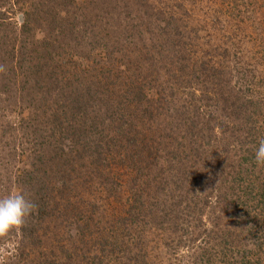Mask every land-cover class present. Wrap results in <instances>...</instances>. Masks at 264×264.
<instances>
[{
    "label": "trees",
    "instance_id": "trees-1",
    "mask_svg": "<svg viewBox=\"0 0 264 264\" xmlns=\"http://www.w3.org/2000/svg\"><path fill=\"white\" fill-rule=\"evenodd\" d=\"M98 1L20 2L27 7L21 35L28 37L19 40L18 58L9 60L12 67L3 87L15 86L18 81L36 94L31 97L29 91V97L23 98L25 104L18 107L22 134L10 141L13 148L6 152L10 154L8 167L17 165L12 189L23 192L36 208L21 228L3 235L20 237L13 264L21 259L24 264H156L150 260L152 250L139 247L143 234L149 238L154 235L156 223L163 230L173 227L182 243L185 235L179 237L177 232L182 230L180 215L185 218V212L192 229L185 232L194 245L190 246L193 255L198 247L192 264H264V166L258 167L254 160L258 141L264 138V97L249 88L235 87L227 73L185 50L179 29L171 20L160 19L168 15L165 10L148 4L150 12H137L133 17L130 4L123 6L121 0H112L109 6L121 12L110 25L121 23L123 16L127 20V15L133 23L117 29L109 26L105 37L110 34L108 40L114 41L122 37L118 43L136 57L120 69L112 64L108 47L99 50L101 60L113 69V78L107 85L98 79L88 82L91 88L85 92L91 96L88 101L99 97L102 110L90 112L92 107L82 89L51 104L47 96L54 87L55 66L65 71L69 61L65 49L56 54L49 46L37 45L40 58L24 53L31 24L44 13L51 16L46 24L49 34L67 28L63 31L76 40L89 33L95 35L97 27L82 11H93ZM138 2L141 6V0ZM160 35L171 44L167 50H157L149 39ZM147 36L152 47L145 44ZM18 38L16 34V42ZM118 46L115 50L120 51ZM140 58L146 64L145 72L135 64ZM69 83L57 78L58 85ZM42 89H46L44 94H40ZM84 100V105H76ZM41 106L54 120L47 121L46 128L34 125L30 130V119L36 122L34 114ZM109 126L103 136L102 130ZM87 138L97 142L93 151L88 149V143L92 144ZM64 141L77 144L79 155L96 156V149L106 146L105 159L110 163L127 152L121 167H116L119 170L109 167L112 171H107L120 177L108 178L105 189L103 180L98 181L99 194L109 193L105 200L93 196L88 185L90 174L75 188V179L62 162L67 154L61 146ZM191 152H196L193 158ZM116 186L121 210L111 205ZM41 233L44 237L50 234L51 239L44 240ZM200 237L204 246L195 247ZM162 242L171 245L164 239Z\"/></svg>",
    "mask_w": 264,
    "mask_h": 264
},
{
    "label": "rangeland",
    "instance_id": "rangeland-1",
    "mask_svg": "<svg viewBox=\"0 0 264 264\" xmlns=\"http://www.w3.org/2000/svg\"><path fill=\"white\" fill-rule=\"evenodd\" d=\"M30 1L36 2L38 0H0V91L2 92H0V198L7 196L12 190L14 191L12 187L16 181L14 179L16 172L13 169L15 166L17 168V165L8 167L7 161L10 158V154L7 155L6 149L11 150L13 147L9 145L10 141L17 140V135L19 134L21 136L22 134L20 129L21 117L19 116L20 111L18 107L25 104L23 98L29 97V91L31 97H35L36 94L32 90H27L29 88L27 84H20L18 81H15V86L10 84L7 88L3 87L6 82V77H8L6 73L12 67V63L10 64L9 60L18 58L19 53L17 50L21 49L19 40L28 37L27 34L21 35L24 13L27 11V7L21 3ZM111 1L100 0L98 3L96 2L98 6H95L92 9L93 11H82L88 20L91 19L92 24L97 27L95 35L89 33L82 39L80 36L76 40L71 37L70 32H64L63 29L66 30L67 28H60V30L51 31L49 34L46 24L51 19V16L44 13L41 16V20L31 24V36H29L30 39L27 38V42L24 41L26 47L24 53L31 55L33 59L40 58L41 56L37 45L39 48L49 46L53 48L51 50L56 54L64 53L65 49L69 61V64L63 67L65 71H62L61 68L57 69V66H55L54 87L51 95L47 96L50 98L51 104L54 103L55 99L68 98L63 96H69V93L73 95L75 92L80 91V89H82L85 94V99L88 101L91 96L86 94L85 88L90 87L88 82L93 83L96 79L107 85L110 77L113 78L111 75L113 69L108 65L109 63L107 61L101 60L102 54L100 56L99 52L101 48L108 47L110 49L108 52L112 64L115 67L118 66L120 69L126 68L132 61V58L136 57L137 54L132 53L131 50H126L125 47H121L124 46L123 43L122 45L118 43L122 37L118 41H114V39L108 40V38L112 37L110 34L107 38L105 37L106 33L110 31L109 26H114L117 29L132 22V19L127 15V20L123 16L121 23L110 25L120 17L121 12H116L109 6L111 5ZM132 1L121 0L120 4L123 6L130 4L128 6H132L134 10L133 17H135V13L137 12H140V14L150 12L147 8L151 4L154 5V8L158 7L165 10L168 15L160 17V19L171 20L179 29L180 38L185 43V50L188 49V51H191L202 59L208 60L216 68L227 73L234 86L237 84V87L244 90L249 88L252 92L259 93L260 97H264V0H141V6L138 2L140 0ZM138 19L139 16L138 18L136 17V20ZM16 34L19 37L17 42L15 41ZM138 35L139 31L137 33ZM147 38L148 36L145 38V44L152 47L153 45ZM149 39L153 40L152 43L155 42V48L157 50L162 47H164V50H167L171 46L161 35L155 39L150 36ZM139 43L141 46L143 41ZM118 44V48L122 52L115 50ZM13 47H15L14 51ZM141 61L140 58L135 64L142 72H145L146 64L144 61ZM57 78H64L69 80L70 83L66 87H64L65 85H58ZM45 90H40V94L41 92L44 94ZM189 99L194 102L192 98ZM86 101L76 103V105H84ZM100 102L98 96L97 100L88 101V105L92 107L90 112L102 110L103 106L102 102ZM36 103L39 105L38 100ZM186 103H189L188 100H186ZM182 104L184 105V103ZM42 110L45 111L41 106V110H38L34 114L36 122L33 121L34 118L30 117L32 121L30 130L33 129L34 125L46 128V122L48 121L50 123L51 120H54L50 112L44 114ZM53 111L54 109L51 110L52 113ZM185 111H188L186 106ZM117 123L119 124V122ZM159 123L162 124L160 121ZM109 130L110 126L102 130V135L104 136ZM87 141H91L92 145L88 143V149L90 150L91 147L93 151L97 142L92 143V140L89 138H87ZM61 146L67 151V154L62 156V162L71 171L73 179H75V188L88 179L86 174H90L89 178L91 179H89L90 182L88 181V185L93 190V196H97L99 201L104 198L106 199L108 192L102 195L99 194L100 189L97 188L98 181L103 180L104 184H102V189H105V183L108 182V178L112 181L113 179L111 177H120L111 174L112 170L109 167H113V170H119L118 168L123 164L122 160L127 158V152L119 157H114L113 159L115 160L110 163L105 159L106 156L108 157V149L106 146H99L96 149L98 150L96 156L89 155V153L79 155L76 148L77 144H73L70 141H64ZM185 152H187V157L189 158L188 149ZM191 154V158H193L196 152H191ZM118 161L122 163L119 165L117 163ZM21 166L19 165V167ZM109 170H111L110 174H107ZM98 176L99 178L96 179ZM118 184L123 185L121 181H118ZM113 189H115L116 197L113 196L114 201L111 205L120 208L123 203L118 192L119 188L116 186ZM102 204L106 205L104 202ZM184 215L185 218L183 217L182 219V214L180 215L179 222L182 230L177 232L179 237L183 234L185 235L182 243L178 242V237L173 233V227H171V230L168 228H166L168 230H163L156 226V223L154 226L150 224L151 227L153 226L152 232L154 235L151 233V237L149 238L143 234L145 239L142 240L143 242L139 244V247L145 246L146 249L152 250L153 258L150 259L152 260L151 262H157L156 264H192L193 258H196L194 255L198 250L196 246H204V241H202L203 237H200L194 242L196 252L193 255V251L190 250L191 240H188V232H185L187 231L186 229L192 230L188 226L190 219L186 218L188 212H185ZM205 224V228H208L207 223L204 221ZM1 236L0 264H13L18 258L17 244L20 237L10 238L6 235ZM41 236L44 237L43 233H41ZM45 236L44 240L49 241L51 239L50 234ZM63 238H65L64 234L62 235ZM162 239L171 242V245L164 246ZM147 241L148 243H146ZM19 264H24V259H21Z\"/></svg>",
    "mask_w": 264,
    "mask_h": 264
},
{
    "label": "clouds",
    "instance_id": "clouds-1",
    "mask_svg": "<svg viewBox=\"0 0 264 264\" xmlns=\"http://www.w3.org/2000/svg\"><path fill=\"white\" fill-rule=\"evenodd\" d=\"M254 160L258 167L264 166V138L258 141ZM35 208L36 205L21 191L0 198V235L21 228Z\"/></svg>",
    "mask_w": 264,
    "mask_h": 264
}]
</instances>
